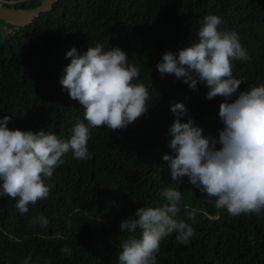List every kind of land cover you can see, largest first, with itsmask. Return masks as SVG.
Listing matches in <instances>:
<instances>
[{"label": "trees", "instance_id": "16d2710c", "mask_svg": "<svg viewBox=\"0 0 264 264\" xmlns=\"http://www.w3.org/2000/svg\"><path fill=\"white\" fill-rule=\"evenodd\" d=\"M3 1L33 9L43 0ZM208 14L222 19L218 30L239 35L249 56L232 62L233 75L247 78L239 91L264 84V0H60L27 27L0 20V118L10 116L12 130L69 138L77 118L83 120V108L59 83L73 47L80 54L97 44L119 47L140 69L134 82L149 92L147 114L125 130L92 129L93 158L75 160L68 153L46 180L49 197L29 205L28 213H19L16 200L0 197V264H24L29 255L30 264H118L127 238L120 221L139 207L162 206L167 201L160 193L169 187L182 192V218L185 207L199 210L195 223L186 220L196 235L187 245L175 234L166 237L157 264H264V214L232 217L216 209L215 198L187 177L173 181L163 160L175 155L169 147L174 103L185 104L205 136H216L223 127V97L210 101L204 84L192 90L175 75L162 78L155 67L166 52L196 42ZM41 213L49 220L46 228L35 220ZM65 246L72 249L70 256L60 251Z\"/></svg>", "mask_w": 264, "mask_h": 264}, {"label": "clouds", "instance_id": "9594fccd", "mask_svg": "<svg viewBox=\"0 0 264 264\" xmlns=\"http://www.w3.org/2000/svg\"><path fill=\"white\" fill-rule=\"evenodd\" d=\"M221 23L219 16L205 15L196 42L166 52L155 66L162 78L175 75L192 90L204 84L206 99L223 97L225 101L219 106L223 127L216 136H205L185 104L174 103L170 111L176 119L169 129V147L175 155H164L163 160L168 162L173 181L183 182L187 177L191 186L215 198L216 209L232 217L260 216L264 214V84L239 91L247 78L233 75L232 62L249 56L236 32L218 30ZM65 58L70 63L59 83L84 110L83 120L77 118L69 138L46 130H12L11 117L0 118V197L16 200L20 214L49 197L51 185L46 180L65 163L68 153L75 160L93 158L88 149L92 129L125 130L149 110L147 88L134 82L140 69L128 62L119 47L105 50L97 44L83 54L73 47ZM185 117L187 122H182ZM160 195L167 201L162 206L139 207L134 216L120 221L121 233L127 238L121 244L118 264H157L166 237L175 234L180 244L187 245L196 235L186 220L195 223L199 210L185 207L182 218V192L169 187ZM35 220L43 228L49 224L43 213ZM249 240L254 244L253 237ZM60 251L72 254L67 246ZM31 260L29 255L24 264Z\"/></svg>", "mask_w": 264, "mask_h": 264}, {"label": "water", "instance_id": "95a60500", "mask_svg": "<svg viewBox=\"0 0 264 264\" xmlns=\"http://www.w3.org/2000/svg\"><path fill=\"white\" fill-rule=\"evenodd\" d=\"M60 0H43L33 9L16 8L8 2L0 3V20L13 27H27L38 19L42 14L51 12Z\"/></svg>", "mask_w": 264, "mask_h": 264}, {"label": "rangeland", "instance_id": "374dc122", "mask_svg": "<svg viewBox=\"0 0 264 264\" xmlns=\"http://www.w3.org/2000/svg\"><path fill=\"white\" fill-rule=\"evenodd\" d=\"M1 2H4V1L3 0H0V3ZM5 2H8V1H5ZM8 3L17 4V1H11V2H8ZM5 28H8V27H5Z\"/></svg>", "mask_w": 264, "mask_h": 264}]
</instances>
